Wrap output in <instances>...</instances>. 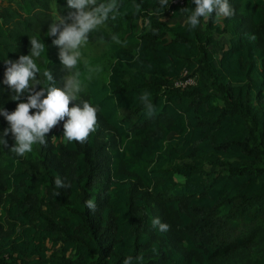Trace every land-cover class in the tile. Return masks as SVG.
Returning a JSON list of instances; mask_svg holds the SVG:
<instances>
[{"label":"trees","instance_id":"16d2710c","mask_svg":"<svg viewBox=\"0 0 264 264\" xmlns=\"http://www.w3.org/2000/svg\"><path fill=\"white\" fill-rule=\"evenodd\" d=\"M6 2L0 108L12 112L27 94L11 99L5 60L28 55L35 36L38 78L51 70L63 88L47 24L73 10L67 0ZM115 2L107 82L90 80L77 100L98 109L87 141L63 140L64 121L23 156L11 133L0 138V264H264V0H228L234 14L212 13L203 31L204 17L195 28L163 22L189 15L193 0ZM138 20L148 27L136 35ZM183 75L192 85L180 86ZM7 127L0 115V136ZM57 176L71 187L57 188Z\"/></svg>","mask_w":264,"mask_h":264},{"label":"clouds","instance_id":"9594fccd","mask_svg":"<svg viewBox=\"0 0 264 264\" xmlns=\"http://www.w3.org/2000/svg\"><path fill=\"white\" fill-rule=\"evenodd\" d=\"M193 2L195 8L187 17V24L191 28L200 23L201 17L207 18L214 12L217 17L224 18L234 14L228 0ZM161 5L168 7V0H161ZM67 6L73 10L67 17L59 16V19L47 24L48 36L57 37L52 40V44L58 47L59 60L67 73L63 77V88L56 86L51 70L43 72L46 83L42 84L38 78L40 69L36 59L41 56L44 43L35 36L29 37L31 48L28 55H20L16 61L5 60L7 67L4 83L13 92L11 99L21 101V97L27 94V102H19L14 111L8 112L0 108V115L5 117L9 125L0 138L3 139L11 133L15 140L11 151L19 156L31 152L33 145L37 143L46 144L47 134L61 121H64L61 138L68 142L76 141L83 144L96 130L98 109L87 100H80L77 103L82 89L79 73L73 72V69L81 59V49L87 44L89 34L109 19L110 14L116 11L117 4L115 0H108L107 3H98L97 0H67ZM184 10L189 11L187 7ZM112 18H115L114 15ZM37 85L41 86L38 91ZM148 97L149 94L145 92L140 96V100L151 114L153 105ZM72 102L75 104L70 107ZM33 109L36 110L34 113L31 112ZM3 141L4 144L7 143L6 140ZM54 183L57 188L71 187L59 176L55 178ZM85 205L89 210H95L93 200L85 201ZM152 226L160 232H167L169 229V225L162 223L158 217L152 219ZM130 259L125 260V264H129Z\"/></svg>","mask_w":264,"mask_h":264},{"label":"rangeland","instance_id":"374dc122","mask_svg":"<svg viewBox=\"0 0 264 264\" xmlns=\"http://www.w3.org/2000/svg\"><path fill=\"white\" fill-rule=\"evenodd\" d=\"M7 1V0H6ZM98 3H107L108 0H97ZM188 15L181 13L179 18H171L167 15L163 22L167 25H174L176 23L185 24L187 22ZM207 18L204 17L200 24V29L203 31L206 25ZM147 23L143 21H136L134 23L133 31L136 35H139L142 28L145 27ZM148 27V26H146ZM94 31H97L101 36L95 39L93 42H87V44L81 49V59L78 62L76 72L79 73V81L81 84V92L86 90L88 82L92 79H97L102 83L107 82L108 76V65L111 60V52L109 49V44L106 40L107 35H111V30L105 24H102ZM230 36L228 34H223L222 36H216L218 41V48H216V53L219 54L222 48H226L229 45ZM187 76L183 75L181 78L182 84L180 86H186L192 84L191 80H186ZM186 81V82H185ZM179 82V83H180ZM79 93V94H80Z\"/></svg>","mask_w":264,"mask_h":264},{"label":"built area","instance_id":"2783aa9c","mask_svg":"<svg viewBox=\"0 0 264 264\" xmlns=\"http://www.w3.org/2000/svg\"><path fill=\"white\" fill-rule=\"evenodd\" d=\"M172 4L182 5L183 4V0H172ZM4 7H7L6 0H0V10L3 9Z\"/></svg>","mask_w":264,"mask_h":264}]
</instances>
